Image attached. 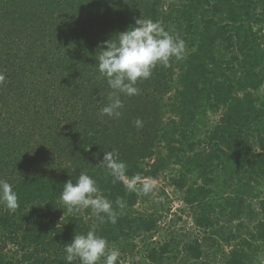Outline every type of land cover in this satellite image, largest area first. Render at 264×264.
Listing matches in <instances>:
<instances>
[{"label": "trees", "instance_id": "1", "mask_svg": "<svg viewBox=\"0 0 264 264\" xmlns=\"http://www.w3.org/2000/svg\"><path fill=\"white\" fill-rule=\"evenodd\" d=\"M140 17L160 22L189 51L153 67L137 81L139 94H119V116L101 114L112 92L96 63L101 42ZM0 76V179L18 197L15 211L0 204V243L22 250L10 257L0 246V264H68L64 244L93 225L108 245L153 237L163 214L134 209L153 191L113 182L100 164L111 150L128 177L156 179L176 165L172 183L199 231L185 242L171 233L149 244L143 264H202L209 250L221 252L219 264H257L264 0H0ZM82 172L112 202L115 223L65 209L63 184ZM163 203L154 205L169 210Z\"/></svg>", "mask_w": 264, "mask_h": 264}, {"label": "clouds", "instance_id": "2", "mask_svg": "<svg viewBox=\"0 0 264 264\" xmlns=\"http://www.w3.org/2000/svg\"><path fill=\"white\" fill-rule=\"evenodd\" d=\"M114 37L101 42V51L96 58L98 70L112 90L109 103L101 110V114L110 117L120 115L123 105L119 94H139L135 86L138 80L148 79L157 64L167 65L170 59H181L185 53L184 41L178 35L166 30L160 22L143 17L135 19L133 25ZM3 79L0 76V82ZM135 124L140 127L141 121L137 119ZM100 164L108 169L113 182H122L129 191L147 195L155 188L153 181L142 179L139 175L128 177L126 165L115 156V150L104 152ZM60 200L69 213L91 209L101 223L105 219L116 222L112 202L100 193L95 180L86 173H80L75 182L69 179L63 184ZM0 204L10 211L18 207L17 193L3 179H0ZM116 205L120 208L125 206L119 198ZM64 252L68 264L74 260H79L80 264H97L101 258L103 264H116L119 255L117 250L108 248L107 240L97 234L95 225L86 233L74 234L71 241L64 244Z\"/></svg>", "mask_w": 264, "mask_h": 264}, {"label": "rangeland", "instance_id": "3", "mask_svg": "<svg viewBox=\"0 0 264 264\" xmlns=\"http://www.w3.org/2000/svg\"><path fill=\"white\" fill-rule=\"evenodd\" d=\"M259 8L258 12H261ZM185 44V53L189 51V47ZM184 53V54H185ZM175 90L170 94V97H173ZM214 117V116H212ZM177 172V166L174 164L169 165V167L161 172L158 178L150 179L155 183V188L151 195H148L146 200H140L134 207L136 212L143 213H154L155 211L162 213L163 217L159 221L158 231H153V237H146L145 240L137 238L129 241H121L115 244L108 245V248L115 249L118 251V264H143L142 259L145 256V251L147 246L151 243L163 242L164 240L171 237V233L177 234L178 239L182 242H185L193 237L192 234L199 233L198 229L193 223L192 215L193 210L183 202L184 192L177 189L176 186L172 183V178ZM147 179V178H146ZM163 201L162 206H166L169 210H162L160 207L154 205L155 201ZM257 202H255V210H258ZM249 222V218H246ZM236 228V227H233ZM5 233V232H4ZM3 235L0 232V236ZM5 236V235H4ZM2 238H5L1 236ZM0 246L8 252L9 256L12 257L15 254H21L22 250L18 251L20 247H17L13 241H3L0 243ZM229 248H225L228 250ZM210 256L205 257L206 262L202 264H219L222 261L221 252L214 250H209ZM257 264H264V253H260L257 257ZM180 260V259H179ZM101 262V263H100ZM100 264H103V258L99 261ZM171 264V263H169Z\"/></svg>", "mask_w": 264, "mask_h": 264}]
</instances>
